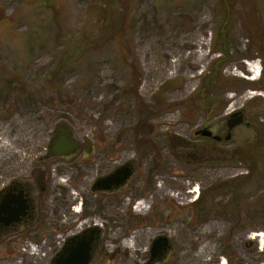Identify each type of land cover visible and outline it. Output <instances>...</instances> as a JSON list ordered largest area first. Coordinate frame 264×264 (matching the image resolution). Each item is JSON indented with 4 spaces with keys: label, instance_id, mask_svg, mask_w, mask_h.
<instances>
[{
    "label": "rangeland",
    "instance_id": "rangeland-1",
    "mask_svg": "<svg viewBox=\"0 0 264 264\" xmlns=\"http://www.w3.org/2000/svg\"><path fill=\"white\" fill-rule=\"evenodd\" d=\"M117 2L107 28L128 35L109 43L96 8H110L105 0H53L49 9L0 0V191L25 183L34 205V219L1 237L0 264H49L69 237L95 227L90 264H150L159 235L171 248L156 264H264V242L251 237L264 232V32H254L263 3L251 17L253 0L235 2L227 54L214 43L221 0ZM65 49L76 63L60 71ZM236 111L245 121L226 139ZM59 126L79 145L54 157ZM203 128L222 139L196 134ZM130 162L126 183L93 190ZM28 243L38 255L23 253Z\"/></svg>",
    "mask_w": 264,
    "mask_h": 264
},
{
    "label": "water",
    "instance_id": "water-1",
    "mask_svg": "<svg viewBox=\"0 0 264 264\" xmlns=\"http://www.w3.org/2000/svg\"><path fill=\"white\" fill-rule=\"evenodd\" d=\"M245 121L244 113L242 111H236L228 118L227 127L228 134L226 139L232 137V131L235 126L242 124ZM198 135L202 137L212 138L214 141H220L222 137L213 133L208 128L196 131ZM70 128L66 126H59L57 134L54 137L50 145V154L52 156H65L72 154L78 147V141L72 139L70 136ZM115 171L109 173V175L100 177L93 185V190H105L110 191L112 188H118L120 185L126 183L134 172V166L130 163L119 166ZM29 199L25 197L23 190H16L14 192L8 191L3 196L0 202V223L12 224L19 222L22 218H25L30 209ZM86 232L90 233L86 235ZM98 228H92L82 232L80 235L69 237L66 245L57 253L52 261V264H90L93 258V241L99 237ZM89 236V237H88ZM88 237V240L86 238ZM150 248L151 257L150 261H155L157 258L165 257L171 248V240L167 235L157 236Z\"/></svg>",
    "mask_w": 264,
    "mask_h": 264
},
{
    "label": "trees",
    "instance_id": "trees-1",
    "mask_svg": "<svg viewBox=\"0 0 264 264\" xmlns=\"http://www.w3.org/2000/svg\"><path fill=\"white\" fill-rule=\"evenodd\" d=\"M40 1H41V4H42L41 6L43 8H48L49 9L50 6H53V4H52L53 0H40ZM99 1H101V0H99ZM253 1L255 3H252V5L250 7L251 17L252 16L255 17L257 13L259 14V16H261L260 6H262V3L264 5V0H253ZM105 2H106V4H108V7H110V8L106 9L104 6H102V8L101 7H96L101 12L100 17L104 18V24L105 25L103 24L102 26H100V24H98V23L97 24H98V26L100 27V29L102 31L101 38L105 39L106 40L105 42L108 41L109 43H112V42H114V39H116V41L117 40L119 41V39H121V37H125L128 34H127L126 31L124 32L123 29L121 30L119 28L117 30V31H119V33L113 32V34H112V33L109 32V29L107 27H108V25L110 27V24L114 22V18H113L114 14H113V12L116 13V9L112 5H114V4L118 3V2H117V0H105ZM235 2H237V0H221V3L219 5V11H218V13L220 14V17H221V21L219 23L220 24L219 29L216 31L217 35L214 38V40H215L214 43H215V45L220 47V49H218L219 51H221L223 49V50L226 51L227 54H228L227 39H228V36L230 35L229 34L230 30H229V23L228 22L231 20V17L233 15V8L235 7ZM119 3L121 4V2H119ZM122 3H123V1H122ZM124 9H126V10H123V12H121L120 14L123 17V20L126 21V28H128V30H129L131 28V25H132L133 21H132V17H130V15H129L130 14L129 8H124ZM55 11H57V9H55V7H54L53 10H52V12L54 13L53 20H54V22L58 23V25H60V23L57 22L59 20L57 18V15L55 14L56 13ZM107 15H109L108 17H110V15H111V18L107 17L108 20L106 18ZM249 20H250V18H249ZM107 21H108V23H107ZM106 23H107V25H106ZM261 23L256 22V24H258L259 26L258 27H254V32L257 33V35H261V33L264 32V28H262L263 24H261ZM115 26H116V24L114 23V27ZM263 27H264V25H263ZM248 28H249V25H248ZM115 31H116V29H115ZM68 36H69L68 31L64 32L63 30L60 29V33H59L57 39H59V40L63 39V38L67 39ZM253 43H254V40H253ZM256 43H257V47L259 48L258 50L264 52V38H261V40H259V41L256 40ZM44 44H46V43H41V45H44ZM72 44H74V45H72V47L74 48V53H76L77 50L80 51V52L82 51L81 50V48L83 47L82 44H78V43H76V44L72 43ZM84 45H86V44H84ZM87 46H90V45H87ZM65 50H66L65 51L66 54L62 56L63 58H61L59 64L57 65L58 68H59L58 70H60V71H62V69L67 68L69 65H72V64L76 63V62H74V59H73V58H75V54L72 53V51H70V49H65ZM88 50H89V47L87 49L84 48L82 53H87V52H89ZM216 78H218V79L214 81V77L213 76L209 77L211 84H214V82H215V84L217 82H219V77H216ZM208 139H210V138H208ZM181 142L187 144V142L185 140H181ZM259 147H260L259 150H261L262 154L264 155V142L259 144Z\"/></svg>",
    "mask_w": 264,
    "mask_h": 264
},
{
    "label": "flooded vegetation",
    "instance_id": "flooded-vegetation-1",
    "mask_svg": "<svg viewBox=\"0 0 264 264\" xmlns=\"http://www.w3.org/2000/svg\"><path fill=\"white\" fill-rule=\"evenodd\" d=\"M15 189L18 190V191L19 190H23L24 191L25 197H27L29 199L28 203H30V209L28 210V213H27L28 215L25 216V218H22V220L19 221V222H15V223H12V224H9V225L0 223V240H1V237L3 235H5V233L14 231L18 227H21L22 225H25L29 219H34V217L32 216L33 215L32 213L34 212V205L32 203V201H33L32 191H30V188L25 183L21 184L20 182L14 181L9 187L3 189V191H0V202L2 201L3 196L6 194V192H8V191L14 192ZM80 234H82V233H80ZM86 235L90 236V233L86 232ZM88 237L86 238V240H88ZM98 240H99V237L95 238L94 241L92 242L93 243V251H94V249L96 247V244H97ZM66 242H67V240L62 244L63 246L60 248V250L66 245ZM93 251H92V254H93ZM163 258L164 257L157 258L155 261H150L149 260V262H150V264H156V263H158L159 259H163ZM52 261H53V259L49 261V264H52ZM210 264H213V263H210ZM214 264H217V263H214Z\"/></svg>",
    "mask_w": 264,
    "mask_h": 264
},
{
    "label": "bare ground",
    "instance_id": "bare-ground-1",
    "mask_svg": "<svg viewBox=\"0 0 264 264\" xmlns=\"http://www.w3.org/2000/svg\"><path fill=\"white\" fill-rule=\"evenodd\" d=\"M195 44L193 43L191 46H194ZM196 46V45H195ZM195 54H196V52H195ZM188 58H190V56H186V57H184V58H181V59H179V61H178V64L175 66V67H179L180 65H182V63H183V61L184 60H187ZM252 66H253V69H252V72H253V80H255V79H258L259 78V73H260V69H259V66H257V65H253L252 64ZM172 196L174 197H180L181 196V198L183 197L184 199H185V197H187V193L185 192V193H174V194H172ZM150 201H147V200H142V201H140L139 202V204H138V206H137V210L138 211H143V209L146 207V205L149 203ZM261 237L262 238V242H264V232L263 231H261V232H259V233H254L253 235H251V237ZM123 246H125V247H127V248H129V249H131L132 251H134V248L136 247V244H134V241H133V239H129V240H125L124 242H123Z\"/></svg>",
    "mask_w": 264,
    "mask_h": 264
},
{
    "label": "built area",
    "instance_id": "built-area-1",
    "mask_svg": "<svg viewBox=\"0 0 264 264\" xmlns=\"http://www.w3.org/2000/svg\"><path fill=\"white\" fill-rule=\"evenodd\" d=\"M252 69H253V66L252 65H250V68H249V70H251L252 71ZM45 242V241H44ZM22 251H23V253H30V254H37L38 255V252H39V246L38 245H34V244H32V243H28L27 244V246H24L23 248H22Z\"/></svg>",
    "mask_w": 264,
    "mask_h": 264
}]
</instances>
